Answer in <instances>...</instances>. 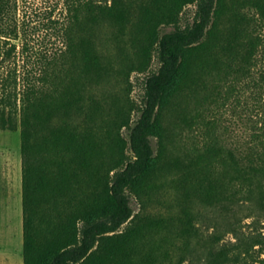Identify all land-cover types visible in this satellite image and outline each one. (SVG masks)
Returning <instances> with one entry per match:
<instances>
[{
	"label": "trees",
	"instance_id": "trees-1",
	"mask_svg": "<svg viewBox=\"0 0 264 264\" xmlns=\"http://www.w3.org/2000/svg\"><path fill=\"white\" fill-rule=\"evenodd\" d=\"M136 1L143 36L137 67L145 70L153 54L159 67L145 76L129 142L116 134L107 144L101 104L87 94L104 68L95 31L103 23L127 24ZM226 1L64 0L62 18L52 11L45 17L47 38L55 41L49 47L33 40L30 16L23 10L19 18L18 0H0V130L20 131L23 264H164L178 242L187 254V217L136 219L129 195L152 190L162 173L151 138L161 135L162 112L172 100L206 84L205 76H242L258 54L264 58L248 15L234 12L219 38ZM241 2L264 22V0ZM193 3V22L180 27V13ZM164 25L174 30L162 34ZM215 49L225 55L224 66L213 64ZM72 116L84 129L63 121ZM124 118L122 125L129 126ZM195 150L183 162V194L194 190L209 204L256 200L264 208V128L228 157L212 139ZM218 257L211 264H234L227 254Z\"/></svg>",
	"mask_w": 264,
	"mask_h": 264
},
{
	"label": "rangeland",
	"instance_id": "rangeland-1",
	"mask_svg": "<svg viewBox=\"0 0 264 264\" xmlns=\"http://www.w3.org/2000/svg\"><path fill=\"white\" fill-rule=\"evenodd\" d=\"M237 2L240 0L226 1L227 8L218 19L219 38L233 24L237 11L252 19L264 43V22L245 2ZM139 4L134 2L124 26L103 23L95 31L96 49L104 68L100 79L88 87L87 94L101 104L100 125L108 137L107 144L116 134L129 142L131 127L140 116L145 76L159 67L155 54L145 70L137 67L136 53L143 39L138 27ZM18 5L19 18L23 10L30 16L35 43L54 45L53 38H47L50 30L43 24L51 11L54 18H62L64 0H18ZM195 14V3L185 6L180 13L179 26L192 23ZM173 30L172 25L160 28L162 34ZM213 53L216 61L213 64L224 66L225 55L219 49ZM263 72L264 58L258 54L247 74H231L227 78L216 73L205 76L206 84L192 86L184 94L182 90L163 110L161 135L151 138L154 153L160 157L162 173L152 190L142 195L130 194L129 203L136 219L176 217L183 220L187 217L190 221L192 230L187 254L183 257V242H178L164 264H211L222 253L234 264H264V208L256 200H223L209 204L194 190L183 194V162L191 150L196 151L205 140L212 139L228 157L231 148H245L251 143L253 133L264 128ZM119 113L127 116L129 126L122 125L125 118L118 117ZM56 120L58 124L65 121L84 129V122L76 116L67 121H62L61 117ZM21 172L20 131L0 130V192L7 194L11 190L12 201ZM10 225V235L0 236V254L4 250L10 254L6 264H23L22 217L13 213Z\"/></svg>",
	"mask_w": 264,
	"mask_h": 264
},
{
	"label": "crops",
	"instance_id": "crops-1",
	"mask_svg": "<svg viewBox=\"0 0 264 264\" xmlns=\"http://www.w3.org/2000/svg\"><path fill=\"white\" fill-rule=\"evenodd\" d=\"M11 190L4 194L0 192V236L3 238L6 237V234L10 235L11 233V225L10 219L12 214L15 213L22 217V225H23V204H22V172L19 177V181L17 182V187L15 190V199L12 201ZM10 254H6L4 250L2 254H0V264L7 263V257Z\"/></svg>",
	"mask_w": 264,
	"mask_h": 264
}]
</instances>
